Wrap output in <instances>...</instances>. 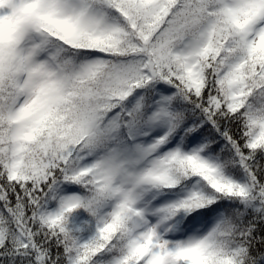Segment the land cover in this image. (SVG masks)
I'll use <instances>...</instances> for the list:
<instances>
[{"label": "snow or ice", "instance_id": "snow-or-ice-1", "mask_svg": "<svg viewBox=\"0 0 264 264\" xmlns=\"http://www.w3.org/2000/svg\"><path fill=\"white\" fill-rule=\"evenodd\" d=\"M0 264H264V0H0Z\"/></svg>", "mask_w": 264, "mask_h": 264}]
</instances>
